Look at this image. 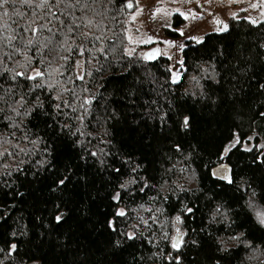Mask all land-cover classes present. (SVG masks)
<instances>
[{"label":"snow or ice","instance_id":"1","mask_svg":"<svg viewBox=\"0 0 264 264\" xmlns=\"http://www.w3.org/2000/svg\"><path fill=\"white\" fill-rule=\"evenodd\" d=\"M132 7V0H0V187L11 188L25 173L49 174L42 179L53 198L43 211L51 220L35 217L44 237L71 218L78 190L98 183L116 206L104 221L108 264H264V180L239 176L230 162L234 150L252 151L245 141L264 140V34L213 45L190 61L183 41L164 40L181 55L158 75L146 62L173 57L158 47L137 53L134 45L155 38H136L124 27L129 21L120 17ZM228 30L227 24L215 29ZM174 31L206 47L203 36ZM197 109L230 125L215 160L192 135ZM141 128L152 129L145 141L155 149L152 161L125 150L119 139L121 131ZM157 154L167 168L156 167ZM174 156L179 159L171 163ZM241 190L243 203L228 196ZM146 238L151 247H138ZM18 247L9 243L8 254ZM92 256L78 247L70 264H97ZM29 261L43 264V257Z\"/></svg>","mask_w":264,"mask_h":264},{"label":"trees","instance_id":"2","mask_svg":"<svg viewBox=\"0 0 264 264\" xmlns=\"http://www.w3.org/2000/svg\"><path fill=\"white\" fill-rule=\"evenodd\" d=\"M125 12L126 8L122 17H120L121 19H125ZM175 21L176 24H180L183 20L177 15ZM169 34L178 36V33L169 32ZM261 34H264V20L253 25L248 19L233 18L230 20L227 32H213L204 37L206 41L205 48H200L196 43L187 42V47L184 51L188 53V56L185 59L190 61L193 56H198L200 52L212 50L213 45L235 44L241 40L261 36ZM146 63L154 65L155 67L152 70L158 75L164 73L167 66L171 65L170 59L161 55L156 60ZM189 72H191L190 68ZM193 118L194 131L192 135L196 140H199L204 156L215 160V153L221 143L226 142L225 137L229 134L230 125L228 121L221 115L209 118L203 115L199 109L194 112ZM151 131L152 129L145 130L144 128L138 131L125 129L118 135L125 145V150H131L137 155L143 153L149 161H152L155 149L145 146V141ZM196 140L192 142L195 143ZM251 150V152H246L243 148L239 151L234 150V154L230 157V162L234 166V171L239 173V176H243L245 179L254 178L259 183L264 180V162H262L264 161V155L261 156V160L256 162H253V157L264 152V149L254 147ZM36 158L39 157L37 156ZM178 159V156H174L171 163H176ZM156 160L158 161L156 164L158 169L161 164L165 168L169 166V162L161 160L159 154H157ZM225 162H228V160ZM25 167H28V165ZM13 175L19 174L14 172ZM24 175H27V173ZM24 175H21L19 180L10 181L11 188L0 187V216H3V219H0V249H4V251H0V261L3 264H21V261H24L25 264H30V256H39L43 257V264H70L76 249L83 246L91 250L92 258L97 264H108L112 257L109 254L107 260L104 259L102 245L107 238V233L104 231V221L106 216L110 217L115 212L116 206L107 199L99 184L97 183L95 188L85 189L81 187L78 190L79 195L74 197L80 203L72 204V216L67 223L61 224L50 235L40 237L38 233L45 231V229L40 227V221L36 220L35 217L43 215L51 220L49 213L43 211L46 202L53 198L47 188L49 181L42 179L43 176L49 174L41 173V179H35L31 175H27V179H24ZM239 176L237 177L238 182ZM5 179L8 178L5 177ZM212 179L205 175V185L212 187ZM0 184H2V181H0ZM73 184H75V179H73ZM17 189L22 195H15ZM71 190L72 185L69 186V191ZM8 192H11L12 195H5ZM233 195L238 199L239 203L244 202L243 199H240L243 195V190L241 192L228 193L229 197ZM81 204L87 205V208L81 207ZM77 208H80V210L77 211ZM233 208H237V204H233ZM169 214L174 215L175 213H166V215ZM144 215L147 216L148 213ZM240 219L243 220V216ZM52 223L55 222L52 221ZM117 223H120L119 219ZM158 227L159 225L157 224L152 225L153 230ZM14 230L18 233L15 237L11 235ZM22 232L27 234H20ZM254 235L258 237L260 233L254 231ZM145 236L147 237L148 233ZM13 242L17 243L19 247L15 252L8 254L7 245ZM141 246L145 248L151 247L147 238L144 239L142 245H138V247ZM161 247L167 248V245L162 243ZM65 248L68 251H64L63 249Z\"/></svg>","mask_w":264,"mask_h":264},{"label":"rangeland","instance_id":"3","mask_svg":"<svg viewBox=\"0 0 264 264\" xmlns=\"http://www.w3.org/2000/svg\"><path fill=\"white\" fill-rule=\"evenodd\" d=\"M132 3V8H126L125 19L129 23L125 24V27L129 28L136 38L147 39L149 36L155 38L152 44L134 45L137 53L158 47L161 53L168 52L173 57L170 60L171 64L181 53L176 51L175 46L165 44L164 40H172L176 44L181 41L185 44L187 42L196 43L181 37L179 33L178 36L169 34V32L177 33L174 31L176 28H184L185 36L205 37L209 33L217 32L215 29L223 27L224 24L229 26L233 18H251L257 20L258 23L264 20V0H208V2L199 0V3L197 0H132ZM177 7L186 13H196V18L192 19L190 16L188 20H185L180 16L183 21L176 24L175 17L179 14L174 9ZM156 8L163 10L157 13ZM137 9L140 11L137 12ZM133 15L134 20L131 19ZM217 20L222 23L217 24ZM166 25H171V27ZM161 56L165 55L161 54ZM261 143H264V140L253 139L245 141L244 147L261 149L259 147Z\"/></svg>","mask_w":264,"mask_h":264}]
</instances>
